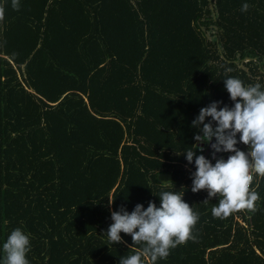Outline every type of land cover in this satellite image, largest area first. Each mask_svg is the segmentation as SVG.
I'll use <instances>...</instances> for the list:
<instances>
[{"label":"trees","instance_id":"1","mask_svg":"<svg viewBox=\"0 0 264 264\" xmlns=\"http://www.w3.org/2000/svg\"><path fill=\"white\" fill-rule=\"evenodd\" d=\"M18 5L0 0V264L17 227L29 264H119L143 245L123 232L109 243L111 212L159 207L162 191L183 193L199 220L196 241L156 264H264V178L257 211L214 218L218 198L191 191L184 152L206 156L192 121L213 101L232 106L225 78L264 87V0Z\"/></svg>","mask_w":264,"mask_h":264},{"label":"clouds","instance_id":"2","mask_svg":"<svg viewBox=\"0 0 264 264\" xmlns=\"http://www.w3.org/2000/svg\"><path fill=\"white\" fill-rule=\"evenodd\" d=\"M12 7L18 10V0H12ZM249 7L244 3L241 11L247 12ZM3 18V8H0V20ZM226 71L231 72V69ZM224 87L233 102L232 106L225 104L219 107L223 102L213 101L202 107L192 121V126L199 129L194 134L196 148L209 144L215 163L203 154L196 155L195 150L184 151L188 163L194 160L196 166L191 173V191L208 190L205 203L218 198V204L211 211L213 217L219 219L242 209L257 211L259 194L252 184L254 176L264 178V87L260 83L246 85L232 76L224 79ZM206 117H211V120L205 122ZM240 143L247 146V151L237 146ZM199 151L203 153L204 148L199 147ZM217 153L231 154L225 159ZM182 196L180 192L162 191L159 207L149 201L147 208L138 203L131 212L123 206L111 212L113 223L105 231L109 243H122L120 234L123 232L131 235L134 244L143 245L134 254L120 257L119 264H147L149 258L151 264H156L158 259H166L177 246L189 240L196 241L193 229L199 220V213ZM2 250L3 264H29L26 258L31 250L29 235L20 227L13 229Z\"/></svg>","mask_w":264,"mask_h":264},{"label":"rangeland","instance_id":"3","mask_svg":"<svg viewBox=\"0 0 264 264\" xmlns=\"http://www.w3.org/2000/svg\"><path fill=\"white\" fill-rule=\"evenodd\" d=\"M210 149H211V148H210ZM207 154H208V155H209V154L211 155V151H208V153H206L205 155L207 156ZM217 155H218V154H217ZM228 155H229V154H228ZM228 155H226V156H228ZM206 156H205V157H206ZM209 157H210V156H209ZM208 159H211V158H208ZM159 179H160L161 182H167V179H166L164 176H163V177L160 176Z\"/></svg>","mask_w":264,"mask_h":264},{"label":"water","instance_id":"4","mask_svg":"<svg viewBox=\"0 0 264 264\" xmlns=\"http://www.w3.org/2000/svg\"><path fill=\"white\" fill-rule=\"evenodd\" d=\"M210 145L208 144V147L205 149V153L208 152V149H209ZM212 157V156H211Z\"/></svg>","mask_w":264,"mask_h":264}]
</instances>
